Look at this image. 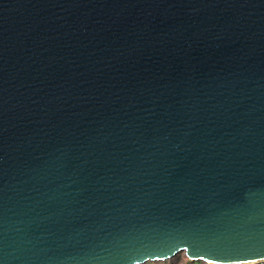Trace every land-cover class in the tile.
<instances>
[{
  "label": "water",
  "instance_id": "1",
  "mask_svg": "<svg viewBox=\"0 0 264 264\" xmlns=\"http://www.w3.org/2000/svg\"><path fill=\"white\" fill-rule=\"evenodd\" d=\"M181 251L264 258V0H0V264Z\"/></svg>",
  "mask_w": 264,
  "mask_h": 264
},
{
  "label": "rangeland",
  "instance_id": "2",
  "mask_svg": "<svg viewBox=\"0 0 264 264\" xmlns=\"http://www.w3.org/2000/svg\"><path fill=\"white\" fill-rule=\"evenodd\" d=\"M140 264H209V263L203 260L190 259L186 257L185 254L181 251L176 253L171 258L165 260L146 261Z\"/></svg>",
  "mask_w": 264,
  "mask_h": 264
},
{
  "label": "snow or ice",
  "instance_id": "3",
  "mask_svg": "<svg viewBox=\"0 0 264 264\" xmlns=\"http://www.w3.org/2000/svg\"><path fill=\"white\" fill-rule=\"evenodd\" d=\"M204 259L209 260V264H216V261L211 257H204ZM222 259H231V258H222ZM238 264H246L243 259L238 260Z\"/></svg>",
  "mask_w": 264,
  "mask_h": 264
},
{
  "label": "built area",
  "instance_id": "4",
  "mask_svg": "<svg viewBox=\"0 0 264 264\" xmlns=\"http://www.w3.org/2000/svg\"><path fill=\"white\" fill-rule=\"evenodd\" d=\"M246 264H264V258L248 261Z\"/></svg>",
  "mask_w": 264,
  "mask_h": 264
},
{
  "label": "bare ground",
  "instance_id": "5",
  "mask_svg": "<svg viewBox=\"0 0 264 264\" xmlns=\"http://www.w3.org/2000/svg\"><path fill=\"white\" fill-rule=\"evenodd\" d=\"M209 263V262H208ZM224 264H238V263H224Z\"/></svg>",
  "mask_w": 264,
  "mask_h": 264
}]
</instances>
